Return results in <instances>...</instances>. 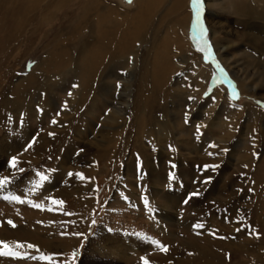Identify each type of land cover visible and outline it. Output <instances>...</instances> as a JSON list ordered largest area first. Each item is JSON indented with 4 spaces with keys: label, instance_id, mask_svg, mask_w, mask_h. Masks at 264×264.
Returning <instances> with one entry per match:
<instances>
[{
    "label": "rangeland",
    "instance_id": "1",
    "mask_svg": "<svg viewBox=\"0 0 264 264\" xmlns=\"http://www.w3.org/2000/svg\"><path fill=\"white\" fill-rule=\"evenodd\" d=\"M61 1L0 0V241L21 254L0 264H264V50L235 36L246 24L232 2L222 10L204 0L194 25L192 0H184L199 55L173 53L159 84L152 33L130 57L113 59L109 49L93 65L103 68L93 67L92 50L106 51L99 35L119 40L121 30L91 19L93 0ZM99 1L126 14L136 8V0ZM83 8L90 20L67 43ZM209 20L229 23L220 31L231 65ZM60 45L77 57L76 70L42 84ZM195 63L210 72L207 84ZM39 137L41 152L32 145ZM41 254L52 260L31 258Z\"/></svg>",
    "mask_w": 264,
    "mask_h": 264
},
{
    "label": "bare ground",
    "instance_id": "2",
    "mask_svg": "<svg viewBox=\"0 0 264 264\" xmlns=\"http://www.w3.org/2000/svg\"><path fill=\"white\" fill-rule=\"evenodd\" d=\"M68 1L69 0H62L60 3H55V4H58L60 7H62L63 5H66ZM165 1L166 0H136V8L134 10V13L126 14L125 12H121L120 10H117L115 8L112 9V8H108L104 4L102 5V2L99 0H93V2L89 4V6L92 7L91 9L92 11L90 14L91 19L95 15L97 16V20L99 23L112 22L113 25L119 27L121 31L114 32L115 34L119 35L120 37L119 40H118V36L113 37L111 35L109 37H105L107 36L106 31H104L103 35H99L97 41L101 42L103 46L104 45L106 46V51L103 53L102 50H98L99 48H94V49L92 48L93 50L90 56H88L87 58L88 64L93 66L99 60H100V64H104V61L106 60V55L107 53H109V49H112L111 57H113V59L115 57H121V58L130 57V54H132V52L133 53L135 52L133 51V45L137 42H143L146 39V36L150 33L153 34L152 35L153 39L151 40V46H152L150 52L151 57L153 60L159 61L161 68L164 69L161 70L160 74L157 75V81L159 84L163 83V80L166 81L168 79V76L171 72V69H169V67L171 66L170 58H172L173 53H175L176 56H180V55L186 56V53L188 51L191 55L194 56L199 55V52L194 50L191 41L187 36L189 21L191 22V17H190L191 13L189 15V10L188 7L186 9L184 0H172L170 6L167 7L165 10H162ZM215 1L216 2L212 0H208L207 3L208 6L218 7L219 9L225 10L230 5V2H232L231 3L232 9H234V12L238 15L239 18H241L242 24L243 23L246 24L241 27H238L239 29L236 28L237 30L234 32L235 36L237 37L242 36L245 41L253 45L252 47L254 48L253 50H260V51L264 50V26L257 25L252 22L255 18L256 19L261 18L264 20V4L259 3L264 0H255L256 2L254 3H249L247 0H234V2L230 0H215ZM87 9L88 8H83L79 13V17H77L74 20V28L70 31L71 36L67 38L66 40L67 43H69L73 39L74 35L78 31L77 30L78 26L82 23L84 24L85 20H90L88 17ZM66 20L68 21V19ZM170 20L172 24L169 22ZM224 21L226 22V20ZM224 21L209 20V24L213 27L212 33L214 34V39L217 49L220 48V50L222 51L221 53L219 50L220 55L224 58V61L226 63H229L231 65L232 64L231 60L226 59L225 57L226 47L223 44L226 40V36L224 35L223 37L222 32L220 31L228 27L229 23L227 22L225 23ZM156 27H159V30L156 29ZM225 34H228L227 30L225 31ZM89 45H90V40H89ZM62 47H63L62 45L55 46L52 50H50L48 58L45 61V71L42 73L43 76L42 84L55 81V79H59L62 76V74H67L69 72L76 70L75 65H76L77 57L74 56V54L70 50L60 51ZM83 49H87V48H83ZM87 50H89V48ZM72 62H74L75 64L73 63L74 65H72ZM100 64L95 66L99 67ZM99 68H103V67L101 66ZM194 69H195L194 72L198 75L197 77L199 78V80H200V76L204 78L205 83L207 80L211 79V74L204 65L195 63ZM105 72L106 71H104L103 74ZM246 79L247 78H241V82L247 81ZM80 85L76 87L75 91L72 93L71 100L73 102L75 99H77L75 98V93L79 91ZM255 87L256 86H253L251 89ZM213 92L216 95V102L218 104L222 100V96L219 93L218 88H214ZM126 101L127 100H124V102ZM217 104L214 106H217ZM120 112H117V114L123 115L124 110H122L121 113ZM242 112L243 110L240 109L238 111V114ZM250 113L252 114V116H255L259 113V111H255L251 109ZM211 115H213V111L211 112ZM60 117L61 119H63L65 117V113L63 116ZM214 124L216 123H213V125ZM31 134H35V133L32 132ZM39 139L35 141L33 140L34 143L32 144L34 150L37 152H41L45 150L43 147L42 148L37 147L38 142H40V145L42 144V138L39 137ZM51 145H53V143ZM9 146H11V148H14L12 145ZM59 153H63V152H59ZM65 153L69 154L70 150H67V152ZM9 239L11 240V238Z\"/></svg>",
    "mask_w": 264,
    "mask_h": 264
},
{
    "label": "snow or ice",
    "instance_id": "3",
    "mask_svg": "<svg viewBox=\"0 0 264 264\" xmlns=\"http://www.w3.org/2000/svg\"><path fill=\"white\" fill-rule=\"evenodd\" d=\"M129 2L131 3V0H129ZM203 6H204V0H192V7L194 8L195 10V13H196V18H195V21H194V25H199V20H200V13L203 9ZM204 29L203 27L201 26V34L203 35L204 33ZM201 51H204V49H201ZM207 53H206V57H207ZM222 71V70H221ZM53 123H55V121H53ZM11 165L12 167H15L16 166V158L13 157L12 158V161H11ZM210 167H213V166H210V165H205L204 168L205 169H208ZM69 176H72L73 174L72 173H68ZM77 175H80V174H77ZM44 177H42L43 179ZM6 179L5 178L4 180H0V188L3 187V185L5 184L6 182ZM192 195H197V193H192ZM4 199H9V197H4ZM13 199H17L19 200V197H13ZM23 202V201H21ZM56 203H59V202H56ZM35 207H40V205H34ZM9 224H12L13 227H15V225L13 224V222L11 220L8 221ZM197 227H201V225H197ZM24 245L21 243V242H17L16 243V247L17 248H20V247H23ZM27 247L29 248H33V247H36L34 245H31V244H28ZM21 254L19 252H14L11 248V246L5 242V241H0V256H20ZM73 256H75V252L73 253ZM32 259H39V260H42V261H51L52 260V255H49V254H41L40 256H31ZM145 264H147V261H145Z\"/></svg>",
    "mask_w": 264,
    "mask_h": 264
}]
</instances>
